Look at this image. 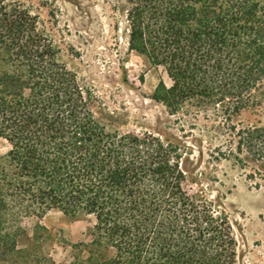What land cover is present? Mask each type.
Instances as JSON below:
<instances>
[{
	"label": "trees",
	"instance_id": "obj_1",
	"mask_svg": "<svg viewBox=\"0 0 264 264\" xmlns=\"http://www.w3.org/2000/svg\"><path fill=\"white\" fill-rule=\"evenodd\" d=\"M112 1L128 51L172 83L152 99L173 115L211 113L224 137L220 158L264 184V0ZM69 53L39 16L0 0V139L9 145L0 158V264H56L43 248L52 233L23 228L51 211L95 221L92 242L64 264H235L228 216L184 191L178 151L152 133L110 131Z\"/></svg>",
	"mask_w": 264,
	"mask_h": 264
},
{
	"label": "rangeland",
	"instance_id": "obj_2",
	"mask_svg": "<svg viewBox=\"0 0 264 264\" xmlns=\"http://www.w3.org/2000/svg\"><path fill=\"white\" fill-rule=\"evenodd\" d=\"M16 2L39 16L63 50L73 49L75 55L65 54L64 60L97 90L105 108L99 117L110 131L152 133L178 151L186 173L184 191L214 202L228 216L236 241L235 264H264V184L256 187L233 159L220 158L224 137L211 113L173 115L152 99L161 82L168 87L172 83L163 68L146 66L128 51L127 24L118 5L112 0H8ZM8 151L0 139V158ZM38 225L52 233L43 245L46 257L64 264L75 261L74 246L92 242L95 221L59 211L23 221L31 235Z\"/></svg>",
	"mask_w": 264,
	"mask_h": 264
}]
</instances>
